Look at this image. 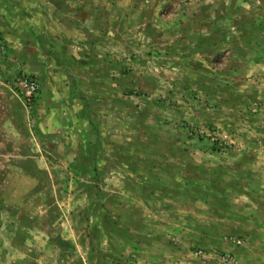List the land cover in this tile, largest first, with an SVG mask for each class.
<instances>
[{
  "label": "rangeland",
  "instance_id": "obj_1",
  "mask_svg": "<svg viewBox=\"0 0 264 264\" xmlns=\"http://www.w3.org/2000/svg\"><path fill=\"white\" fill-rule=\"evenodd\" d=\"M0 264H264V0H0Z\"/></svg>",
  "mask_w": 264,
  "mask_h": 264
},
{
  "label": "built area",
  "instance_id": "obj_2",
  "mask_svg": "<svg viewBox=\"0 0 264 264\" xmlns=\"http://www.w3.org/2000/svg\"><path fill=\"white\" fill-rule=\"evenodd\" d=\"M18 84L20 88L24 91V94L28 97L32 96L37 89V85L34 80L27 77L20 78L18 80Z\"/></svg>",
  "mask_w": 264,
  "mask_h": 264
}]
</instances>
